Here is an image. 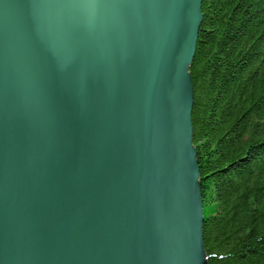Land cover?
Here are the masks:
<instances>
[{
  "label": "water",
  "instance_id": "water-1",
  "mask_svg": "<svg viewBox=\"0 0 264 264\" xmlns=\"http://www.w3.org/2000/svg\"><path fill=\"white\" fill-rule=\"evenodd\" d=\"M201 3L0 0V264H208Z\"/></svg>",
  "mask_w": 264,
  "mask_h": 264
},
{
  "label": "trees",
  "instance_id": "trees-1",
  "mask_svg": "<svg viewBox=\"0 0 264 264\" xmlns=\"http://www.w3.org/2000/svg\"><path fill=\"white\" fill-rule=\"evenodd\" d=\"M189 68L208 264H264V0H202Z\"/></svg>",
  "mask_w": 264,
  "mask_h": 264
}]
</instances>
